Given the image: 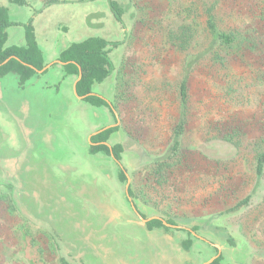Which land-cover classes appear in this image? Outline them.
Here are the masks:
<instances>
[{"label": "rangeland", "instance_id": "1", "mask_svg": "<svg viewBox=\"0 0 264 264\" xmlns=\"http://www.w3.org/2000/svg\"><path fill=\"white\" fill-rule=\"evenodd\" d=\"M115 1L125 11L122 24L108 0H29L11 9L12 17L31 22L47 61L90 37L120 42L110 53L115 72L94 84L92 94L114 108L119 75L128 92L118 96L113 115L65 92L63 75L51 71L42 78L48 87L38 103L15 112L18 121L0 104V264H61L60 257L76 264H174L180 248L198 264L217 255L215 248L221 264H264V170L258 184L255 176V157L264 151V0ZM100 13L108 19L103 32ZM210 16L235 44L220 51V63H199L187 77L176 163L163 158L180 115L185 57L205 50ZM186 24L194 38L184 53L169 38ZM23 122L44 141L31 165L40 173L35 189L31 179L16 176ZM115 125L107 144H121L128 153L119 162L91 154L90 136ZM251 193L245 209L228 213ZM132 203L145 219L174 225L147 230ZM165 233L181 237L180 247L173 239L169 252Z\"/></svg>", "mask_w": 264, "mask_h": 264}, {"label": "trees", "instance_id": "2", "mask_svg": "<svg viewBox=\"0 0 264 264\" xmlns=\"http://www.w3.org/2000/svg\"><path fill=\"white\" fill-rule=\"evenodd\" d=\"M13 1L18 4L24 3L22 0ZM108 5L114 20L122 24L125 13L122 5L115 0H108ZM12 25H15V23L9 21L7 9L0 6V64L10 57L16 58L10 59L6 64L0 66V78L11 72L16 73L19 76V85L23 86V84L35 74H37V72L42 71L45 67V64L41 51L37 45L31 22L24 24V47L5 46L7 39L6 29ZM190 31L191 28L187 24L182 26L179 33L170 36V45L186 53L193 44L194 37ZM205 32V50L197 54L186 55L184 63V78L181 80L178 88L180 115L174 126L168 151L165 155V158H163L165 160H174L176 163L179 160L178 157L181 147V139L185 130V109L188 99L187 77L190 71L194 69L199 63H203L204 61L220 63L222 59L220 51L232 48L235 44V37L233 34L228 32V30L219 29L217 23L214 21V18L211 16L206 21ZM118 45H120V42H109L101 37H90L84 41L70 44L59 54L57 58L60 63H63V71L65 75H73L78 77V68H80L81 77L75 85L77 96L84 97L83 100L89 103L91 106L106 107L110 109L112 114L114 108H116L117 102L119 101L118 96L120 93L128 92L127 87H124V82H121V75H119L118 89L114 96V108H111L112 106H110L104 99L92 94V86L97 83H102L114 71L109 53ZM117 130L118 127L115 126L102 131L95 136H92L90 139L92 144L90 145L89 152L91 154L103 152L106 155L113 157L115 161L119 162L121 160L123 146L121 144H115L109 148L104 144L108 141L109 135ZM200 150L206 155L207 152L204 151L203 148ZM263 170L264 151L258 153L255 157V176L257 184L260 180ZM118 178L122 183H126L127 176L123 168L120 169ZM128 195L132 196L130 188H128ZM252 195L253 193L239 200L232 208L228 210V213H237L245 209L249 205ZM141 217L145 219L143 215H141ZM165 222L168 225H174L172 220H167ZM145 226L147 230H152L153 228L167 229V226L163 225V220L161 219H151L145 224ZM196 229V227H193L191 231H188V234L191 235L192 232L196 231ZM49 233L52 239L57 242L58 246L59 241L57 236L52 232ZM228 241L230 242V240ZM190 246V239L182 242V247L185 250H188ZM215 251L218 253L216 248ZM59 261L61 264H76L75 261H73L70 257H60ZM221 261L222 256L219 255L218 258L210 264H221Z\"/></svg>", "mask_w": 264, "mask_h": 264}, {"label": "crops", "instance_id": "3", "mask_svg": "<svg viewBox=\"0 0 264 264\" xmlns=\"http://www.w3.org/2000/svg\"><path fill=\"white\" fill-rule=\"evenodd\" d=\"M22 1L27 5L29 4V0H22ZM50 1H54V0H37V2L41 3V4H46ZM55 1H59V0H55ZM0 6L5 7L7 9L8 18H9L10 22L22 23V24L24 23L25 24V22H22V21L16 19L15 17L11 16V9H14L17 7L20 8V5H18L16 2H14L13 0H0ZM6 35H7V39H6V43H5L6 47H10V46L24 47L25 46V33H24V28L22 26H10V27H8L6 29ZM34 35H35V39H36V42L38 45L36 32H34ZM38 47H39V49L41 48L39 45H38ZM66 48H64V49H66ZM64 49H62V51ZM40 51L42 53L44 64H45L44 68H46V69L42 72L41 71L37 72V74H35L28 81H26L23 84V86L19 85V76L16 73L11 72V73H8L5 76L0 78V104L3 108V110L5 112H8L9 115L12 114L17 119V121L19 119L16 117L17 115H15V112H21V111L28 112V110L33 108L34 104L38 103V98L43 96L42 93L46 91L45 89L48 86L44 84L46 81H43L42 78L45 75L50 74L51 71H59V73H61V75H63L62 76V77H64L63 87H65V92H70L75 98H77L74 94V87H75L76 82H77V77H75L73 75H65L64 71H63V65L60 64V62L57 60L59 54L62 51H60L58 53L56 59H54L53 61H47L46 58L44 57V52L42 51V49H40ZM110 53H111V51H110ZM110 53H109V57H110ZM60 71H62V72H60ZM93 86H92V88H93ZM52 97L56 98L57 96L52 95ZM77 99L81 100L80 98H77ZM23 121L25 122L27 120L24 118ZM24 122H23V126H22L23 127L22 131L21 132L18 131L20 137L18 139L19 147L17 150H18V154H20V156L23 155V159H22V162L20 163V165L18 167V172H17L16 176H17L18 180L22 179L21 180L22 182L28 183L27 180L31 179V181H33V179L37 180L40 177L39 176L40 173L37 175V173L35 172L36 166L34 167V171H32V166H34V164H35L33 156L36 155V151H37L36 148L40 145L43 146L44 141L41 137H39V134L37 133L36 128L34 129V127H32V126L26 127V126H24ZM30 123L31 122L28 121V124H30ZM97 132H99V131L94 132L91 136H94ZM91 136L89 138V141L91 139ZM106 144H107V142H106ZM59 180L60 179H57V180H55V182H57ZM33 183H34V181L32 182V184ZM31 188L35 189L34 184H33V187H31ZM52 192H57V191L52 190ZM56 194L57 193L53 194V197H55ZM173 239L176 240L177 242H173L172 241ZM180 240H181V237H179V236H176L175 238H171L169 234L165 233V244L168 245L169 250L168 249L167 250L169 252H170L169 244L171 242H173L174 244H177L180 247L181 241H182V240L181 241ZM200 240H202V239H200ZM211 241H212V239H211ZM203 242L205 244H208L206 241H203ZM214 246H216V245L214 244ZM221 247H222V245H221ZM169 252H165V260L168 258L170 259V257H169L170 253ZM187 253H188V251L183 252L181 250V248L179 250H177L176 256L173 258L174 264H198L197 263L198 261L190 258L187 255Z\"/></svg>", "mask_w": 264, "mask_h": 264}, {"label": "water", "instance_id": "4", "mask_svg": "<svg viewBox=\"0 0 264 264\" xmlns=\"http://www.w3.org/2000/svg\"><path fill=\"white\" fill-rule=\"evenodd\" d=\"M10 59H16V58H14V57H10V58H8V59H6L4 62H2L1 64H0V66L1 65H4V64H6ZM60 64H62L63 65V63H60ZM23 65H26V64H23ZM46 68H44L42 71H44ZM79 69V75H78V77H77V81L80 79V77H81V70H80V68H78ZM41 71V72H42ZM74 94H75V96L77 97V98H80V99H83L84 97H79V96H77V94H76V91H75V87H74ZM90 95H92V94H90ZM117 118V117H116ZM116 126V125H115ZM112 127H114V126H108V127H105L104 129H102L101 131H99V132H97L96 134H98V133H101L102 131H105V130H107V129H109V128H112ZM95 134V135H96ZM92 137V136H91ZM91 143V142H90ZM106 146H108V144H106V143H104ZM109 147V146H108ZM128 182H127V184H126V192H127V189H128ZM127 196H128V193H127ZM128 198H129V196H128ZM132 208H133V210H134V212H136V210H135V208H134V206H132ZM137 213V212H136ZM138 214V213H137ZM139 215V214H138ZM139 218L144 222V223H146V222H148V221H150L151 219H157V218H150V219H143L140 215H139ZM163 225H165V226H170V225H168L166 222H163ZM220 255V250L218 249V253H217V255H215V256H213L212 258H210L209 260H207L206 262H204V263H202V264H210V263H212L215 259H217L218 258V256Z\"/></svg>", "mask_w": 264, "mask_h": 264}, {"label": "flooded vegetation", "instance_id": "5", "mask_svg": "<svg viewBox=\"0 0 264 264\" xmlns=\"http://www.w3.org/2000/svg\"><path fill=\"white\" fill-rule=\"evenodd\" d=\"M95 15H97V14H95ZM94 15V16H95ZM100 16H102L101 18H100V22L99 23H97V25H99V26H101L100 28L102 29V32L106 29V27L104 28V26L106 25L105 24V20L107 21L108 19H107V14L106 13H103V14H99ZM93 16H90L88 19H89V21H90V19L92 18ZM95 136V135H94ZM109 146V145H108ZM123 146V145H122ZM109 148H110V146H109ZM123 152H125V153H128V151H127V149L123 146ZM124 153V154H125ZM120 169H122V166L120 165ZM126 173V172H125ZM127 176V175H126ZM127 182H128V178H127V180H126V184H127ZM129 188V187H128ZM127 193H128V189H127ZM129 196V195H128ZM127 196V197H128ZM131 206H134V208H135V210H136V212H138L137 211V209H136V206L132 203V205ZM139 213V212H138ZM139 215L141 216L142 214H140L139 213ZM144 219V218H143ZM147 223V222H146ZM146 223H144V224H146ZM165 226V225H164Z\"/></svg>", "mask_w": 264, "mask_h": 264}]
</instances>
